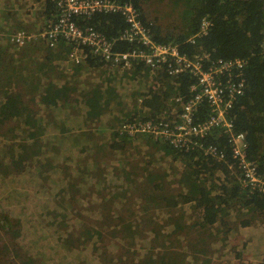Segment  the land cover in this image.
Instances as JSON below:
<instances>
[{"label":"trees","instance_id":"16d2710c","mask_svg":"<svg viewBox=\"0 0 264 264\" xmlns=\"http://www.w3.org/2000/svg\"><path fill=\"white\" fill-rule=\"evenodd\" d=\"M121 2L135 6L150 38L158 45H175L182 54L190 56L196 53L209 56L210 61L206 59L204 64L219 59L246 62L244 95L238 98L227 118L233 122L235 135L246 134L248 158L264 172V0ZM42 8L45 22L56 15V7L50 0H45ZM4 10L9 14L11 6L1 11L4 13ZM4 17L7 19L9 15ZM205 20L210 23L207 33L192 43L190 40L200 33ZM86 24L96 27L109 38L117 36L126 26L119 14H96ZM8 45L23 47L25 59L17 61V57L8 52ZM28 46L30 48L18 46L11 39L0 44L4 49V58L0 56V264H109L110 253L101 254L102 247L95 248L94 243L89 242V229L84 228L76 238L77 228L83 226L76 220L85 217L87 210L86 203L80 201L93 200L96 205L109 201L105 195L111 200L124 197L123 191L120 195H112L109 185L120 179L123 181L121 187H127L140 176L136 166H129L125 154L121 156L125 166L116 169L118 177H114V168L108 167L109 160L131 144L133 136L124 131V127L175 121L172 112L177 111L180 116L182 106L192 96L190 88L196 81L188 74L172 77L166 72L162 75L163 86L157 90L153 85L146 90L149 79L141 82L133 97L134 114L127 115L111 137L119 141L105 139L101 144L94 140L93 132L80 130L82 115L88 112L86 105L79 108L69 104L39 116H34L33 110L26 108L25 95L30 102L43 94L45 83L42 76L54 57L42 45ZM136 47L137 44L132 49ZM32 61L40 65L39 69L23 64ZM86 63L76 66L86 64L87 69L105 67V61L100 58H88ZM141 69H145L142 63L136 70ZM159 81L153 77L152 84ZM178 96L183 98L180 103L175 101ZM208 111L207 106L201 104L195 121H205ZM134 136H142V140L154 139L156 143L162 141L166 150L173 149L179 158L188 162L192 176L217 181L215 191L203 188L197 197L182 191H163L161 186H156L157 195H146L139 222L127 216L121 218L117 228L111 231L113 236L120 235L126 251L134 257L139 255L143 244L145 251L150 248L149 243L145 244V239L140 240V237L143 230L152 227L154 212L163 208L173 210L193 204L201 227L218 223L221 209L232 212L235 207L241 211L240 215L247 211L255 215L256 221L264 223V194L250 193L243 187V181L241 184L228 173L224 163L206 156L196 147L177 149L166 138H155L146 132ZM230 137L224 129L217 128L203 142L219 146L229 157ZM165 176L166 173L161 175ZM101 209L108 210L109 207ZM240 223L241 227L252 224L250 221ZM109 225L105 228H110ZM170 241L167 238V243L159 246L161 253L154 256L152 262L142 264H193L195 257L179 252Z\"/></svg>","mask_w":264,"mask_h":264},{"label":"rangeland","instance_id":"374dc122","mask_svg":"<svg viewBox=\"0 0 264 264\" xmlns=\"http://www.w3.org/2000/svg\"><path fill=\"white\" fill-rule=\"evenodd\" d=\"M43 2L45 0H0V44L9 41L12 35L20 30L35 33L46 29L48 22L45 24L43 12L40 10L43 9L41 8ZM51 3L53 2L51 1ZM9 6H11L9 14H6V10H4V13L1 11ZM5 15H9V17L6 19ZM23 15H25L24 19ZM7 22H9V25L6 26ZM1 27H4V29H1ZM34 44L42 45L54 57L52 58L53 63L48 65L50 71L48 72L49 67H47L46 74L42 76L45 83L43 94L38 95L35 101L30 102L27 98L28 95H25L26 108L32 109L34 116H39L46 114L49 110L63 108L69 104L78 105L79 108L86 105L88 112L82 115L80 130L93 132L94 140L99 141L101 144H104L105 139L109 142L119 141L111 137L126 119V116L134 114L132 111L135 105L133 97L136 94L135 88L139 86L138 84L149 79L146 90L153 85L152 73L146 68L136 70L138 67L133 69L109 68L107 63H105V67L87 69L86 62V64L76 66L69 61L70 47L67 44L60 45L56 50L49 49L44 42H32L25 45V47L30 48L28 45ZM8 47V52L15 55L17 61L25 59L23 47L14 48L10 45ZM0 56L4 58V49L1 47ZM23 64H29L31 68L36 69L40 67L35 61H32V63L23 62ZM64 111L66 112V110ZM67 113L74 121L75 119L71 117L69 112ZM131 139V144L125 147L123 153L120 152L109 160L108 167H113L114 177H118L116 169L125 166L121 161V156L125 154L128 156L129 166H136L140 176L127 187H121L123 181L120 179H115V184L111 183L109 185L112 195H120L123 191L125 193L122 194L123 198L111 200L104 193L105 199L109 201L96 203V205H94L95 201L93 200L82 199L80 203L85 202L87 205L85 209L87 210L85 211V217L81 216L80 219L76 220V222L83 225L77 228L76 238L79 237L84 228L89 229L91 233L89 242H93L95 248L102 247L99 248L101 254L110 253L111 261L109 264L152 262L154 256L161 253L159 246L165 245L167 238H170V244L179 252L189 256H194L191 249L194 250L195 246L199 244L213 245V249H217L218 245L225 242L227 236L233 240L230 249L234 251L237 248L235 246L237 244L235 236L241 235L244 237L249 235V237H252L251 240L264 241V223L260 220L256 221L255 215L252 213L249 214L246 211L240 215L241 211L236 207L232 212L221 209L218 223L201 227L199 226V218L195 213L196 210L194 211L195 205L192 204L173 210L162 207L163 209L154 212L155 217L152 227L143 230L140 237V240L145 239V244L149 243L150 248L148 251H145L146 247L143 244V249L139 255L137 254V257L127 252L120 240V235L113 236L111 231L117 228V223L121 218L127 216L138 223L142 214L141 207L146 201L145 196H155L159 193L156 186H161L163 191L175 193L182 191L193 197H197L203 188H211L214 191L217 189L215 179H205V176L203 179L192 176V170L189 169L188 162L183 158H179V154L173 149L166 150L162 141L156 143L153 142L154 139H152L153 141L149 139L142 140V136H133ZM104 165H106L105 162ZM165 173L166 176L161 177ZM76 195H78V192H76ZM103 206L109 207V209H101ZM240 221H250L252 224L248 227H241ZM104 223L106 226L110 224L108 226L110 228L106 229ZM192 236H196L195 242H193ZM260 251L264 252V250ZM194 262L197 263L196 258H193V264Z\"/></svg>","mask_w":264,"mask_h":264},{"label":"built area","instance_id":"2783aa9c","mask_svg":"<svg viewBox=\"0 0 264 264\" xmlns=\"http://www.w3.org/2000/svg\"><path fill=\"white\" fill-rule=\"evenodd\" d=\"M51 1L56 7V15L48 21L46 29L35 33L20 30L12 35V42L21 47L32 42H44L51 50L67 44L70 47L69 61L75 65L86 62L88 58H100L109 68L133 69L142 63L155 79L160 80L153 84L155 90L163 86V73L167 72L172 77L183 74L194 77L196 82L190 88L192 96L182 106L180 116L177 111L172 112L175 121L170 124L147 122L128 125L124 131L131 136L146 132L155 138H166L177 149L199 148L206 156L224 163L228 173L241 184L243 181L242 186L250 193L264 194V172L248 158L246 134L235 135L233 122L227 118L238 98L244 95L246 62L219 59L204 64L206 59L210 61L209 56L199 53L190 56L182 54L175 45L154 43L132 3L121 0ZM96 14L121 15L126 24L124 31L109 38L96 27L86 24ZM209 26V21L205 20L200 33L190 41L195 43V38L206 34ZM135 44L137 47L132 49ZM182 99L178 96L175 101L180 103ZM201 104L207 106L209 116L197 123L195 118ZM217 128L231 135L229 157L219 146L203 142Z\"/></svg>","mask_w":264,"mask_h":264},{"label":"crops","instance_id":"0c3cea01","mask_svg":"<svg viewBox=\"0 0 264 264\" xmlns=\"http://www.w3.org/2000/svg\"><path fill=\"white\" fill-rule=\"evenodd\" d=\"M49 71L50 67L48 69ZM234 238L237 239V244L235 245L237 246L236 251L230 249L233 240L229 236L226 237L224 243L218 245L217 249H213V245L199 244L195 246L197 251L191 249V252L196 259L200 260L196 264H264V252L260 251L264 250V241L251 240L252 237H249V235L244 237L238 235ZM196 239V236L193 237V242Z\"/></svg>","mask_w":264,"mask_h":264}]
</instances>
